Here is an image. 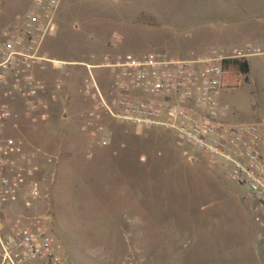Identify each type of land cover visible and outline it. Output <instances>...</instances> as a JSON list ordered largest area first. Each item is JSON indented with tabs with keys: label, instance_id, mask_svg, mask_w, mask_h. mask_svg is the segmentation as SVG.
Listing matches in <instances>:
<instances>
[{
	"label": "rangeland",
	"instance_id": "374dc122",
	"mask_svg": "<svg viewBox=\"0 0 264 264\" xmlns=\"http://www.w3.org/2000/svg\"><path fill=\"white\" fill-rule=\"evenodd\" d=\"M3 2L0 30L33 0ZM55 22L41 53L61 63L36 71L42 103L26 117L17 102L5 135L37 156L31 210L65 264H264V208L248 189L176 134L111 119L88 81L108 96L112 73L85 65L241 48L250 71L222 90L220 112L264 123V0H62ZM22 209L0 210L8 219Z\"/></svg>",
	"mask_w": 264,
	"mask_h": 264
},
{
	"label": "built area",
	"instance_id": "2783aa9c",
	"mask_svg": "<svg viewBox=\"0 0 264 264\" xmlns=\"http://www.w3.org/2000/svg\"><path fill=\"white\" fill-rule=\"evenodd\" d=\"M61 1L33 0L26 15L0 30V209L16 204L24 208L8 219L0 210V264H65L49 227L31 210L40 198L37 156L5 135L7 123L19 118L17 102L25 107L26 117L42 103L44 86L36 71L61 63L41 53L45 39L56 30ZM2 5L0 0V9ZM247 56L241 48L186 57L121 53L105 56L99 65H85L112 73L108 96L91 72L88 81L111 119L176 134L179 145L198 148L264 208V123L231 124L218 103L224 60Z\"/></svg>",
	"mask_w": 264,
	"mask_h": 264
},
{
	"label": "trees",
	"instance_id": "16d2710c",
	"mask_svg": "<svg viewBox=\"0 0 264 264\" xmlns=\"http://www.w3.org/2000/svg\"><path fill=\"white\" fill-rule=\"evenodd\" d=\"M223 70L225 74L224 88H233L238 86L241 76L247 75L249 73L250 65L247 57L226 59L223 62Z\"/></svg>",
	"mask_w": 264,
	"mask_h": 264
},
{
	"label": "crops",
	"instance_id": "0c3cea01",
	"mask_svg": "<svg viewBox=\"0 0 264 264\" xmlns=\"http://www.w3.org/2000/svg\"><path fill=\"white\" fill-rule=\"evenodd\" d=\"M4 3V2H3ZM0 23H1V20H0Z\"/></svg>",
	"mask_w": 264,
	"mask_h": 264
}]
</instances>
